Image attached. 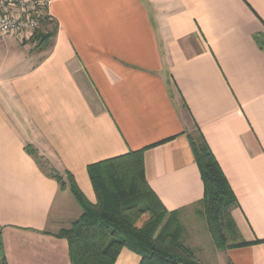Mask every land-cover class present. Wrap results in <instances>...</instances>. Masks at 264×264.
I'll use <instances>...</instances> for the list:
<instances>
[{"label": "crops", "instance_id": "0c3cea01", "mask_svg": "<svg viewBox=\"0 0 264 264\" xmlns=\"http://www.w3.org/2000/svg\"><path fill=\"white\" fill-rule=\"evenodd\" d=\"M49 11L48 46L0 37V264H70L55 234L83 209L39 159L96 203L88 166L140 148L200 262L264 264V0H52ZM200 133L237 199L229 243L248 244L201 237ZM140 261L124 247L115 264Z\"/></svg>", "mask_w": 264, "mask_h": 264}, {"label": "trees", "instance_id": "16d2710c", "mask_svg": "<svg viewBox=\"0 0 264 264\" xmlns=\"http://www.w3.org/2000/svg\"><path fill=\"white\" fill-rule=\"evenodd\" d=\"M44 24L57 29L50 19ZM53 33L37 31L33 39L38 46L44 45ZM190 138L204 183L201 203L216 247L224 250L248 244L229 243L227 234L235 231L230 210L238 204L236 196L203 135ZM145 150L88 166L96 203L87 198L70 172L66 171V180L61 174H51L61 187L69 186L83 209L70 227L55 234L68 241L70 264H115L124 247L140 255V264H203L182 241L178 211L169 212L149 186Z\"/></svg>", "mask_w": 264, "mask_h": 264}, {"label": "built area", "instance_id": "2783aa9c", "mask_svg": "<svg viewBox=\"0 0 264 264\" xmlns=\"http://www.w3.org/2000/svg\"><path fill=\"white\" fill-rule=\"evenodd\" d=\"M52 0H0V37L17 35L30 41L49 19Z\"/></svg>", "mask_w": 264, "mask_h": 264}, {"label": "rangeland", "instance_id": "374dc122", "mask_svg": "<svg viewBox=\"0 0 264 264\" xmlns=\"http://www.w3.org/2000/svg\"><path fill=\"white\" fill-rule=\"evenodd\" d=\"M51 30H53V24H51V26L49 27ZM49 41V39L47 40V43L46 44H44V46H48L49 45V43H50V41ZM29 42H31V43H33V45H35L36 46V48L38 47V40H34V39H32L31 41H29ZM39 161L41 162V164L42 165H44V167L45 168H47V170H49L50 171V173L52 174H61L62 176H63V178L66 180L67 179V175H66V173L64 172V173H61L60 171H58V170H56V169H53L52 167H49V166H47V165H45V162L43 161V160H40L39 159ZM196 224H198V225H201V221L200 220H198L197 222H195ZM201 237H202V239H205V241H206V244L207 245H209L210 246V248H212V249H214V248H216L215 247V245H214V242H213V240H212V237H211V235H210V233H209V231L206 229V231L205 232H202L201 233ZM185 240H187L186 238H184ZM186 244H187V242H185ZM190 245H193V244H190ZM196 251V250H195Z\"/></svg>", "mask_w": 264, "mask_h": 264}]
</instances>
